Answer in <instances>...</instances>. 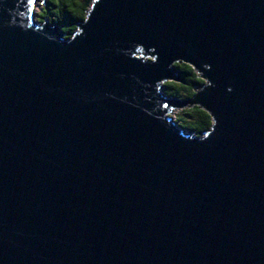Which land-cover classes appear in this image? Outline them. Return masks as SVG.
<instances>
[{"label":"water","instance_id":"95a60500","mask_svg":"<svg viewBox=\"0 0 264 264\" xmlns=\"http://www.w3.org/2000/svg\"><path fill=\"white\" fill-rule=\"evenodd\" d=\"M35 2L0 0V264H264V0H92L69 38Z\"/></svg>","mask_w":264,"mask_h":264},{"label":"trees","instance_id":"16d2710c","mask_svg":"<svg viewBox=\"0 0 264 264\" xmlns=\"http://www.w3.org/2000/svg\"><path fill=\"white\" fill-rule=\"evenodd\" d=\"M91 2L92 0H45V6L38 17L41 21L47 20L60 27L64 37L69 38L76 31V25L84 20ZM174 67L183 84L165 83L163 94L166 97L189 100L193 97L195 88L202 86L203 81L188 65L178 63ZM175 121L194 136H201L212 125L210 116L196 106L182 110Z\"/></svg>","mask_w":264,"mask_h":264},{"label":"rangeland","instance_id":"374dc122","mask_svg":"<svg viewBox=\"0 0 264 264\" xmlns=\"http://www.w3.org/2000/svg\"><path fill=\"white\" fill-rule=\"evenodd\" d=\"M45 1H43V0H36V2H35V6H34V23L37 25V26H40L41 24H42V22L43 21H41V20H39V15H40V13L42 12V10H43V8H44V6H45V3H44ZM66 38V37H65ZM177 84V83H176ZM199 89V88H198ZM198 89H196V90H198ZM160 92L161 93H163V90L161 89L160 90ZM176 99H178V100H184V99H180V98H176ZM182 110H175V111H173V112H171L170 114H169V117L172 119V121H174L175 123H176V125H177V127H179V128H181L180 126H179V124L175 121V119H176V117L178 116V114H180V112H181ZM182 129V128H181ZM183 130V129H182ZM185 133H187V134H190L189 132H187V131H185V130H183ZM194 136V135H193Z\"/></svg>","mask_w":264,"mask_h":264},{"label":"snow or ice","instance_id":"6c2138e0","mask_svg":"<svg viewBox=\"0 0 264 264\" xmlns=\"http://www.w3.org/2000/svg\"><path fill=\"white\" fill-rule=\"evenodd\" d=\"M29 2L31 3V2H34V0H29Z\"/></svg>","mask_w":264,"mask_h":264},{"label":"bare ground","instance_id":"6f19581e","mask_svg":"<svg viewBox=\"0 0 264 264\" xmlns=\"http://www.w3.org/2000/svg\"><path fill=\"white\" fill-rule=\"evenodd\" d=\"M45 1V0H44ZM45 3V2H44Z\"/></svg>","mask_w":264,"mask_h":264}]
</instances>
